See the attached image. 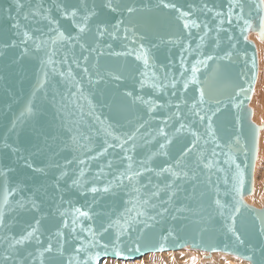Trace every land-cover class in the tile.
Here are the masks:
<instances>
[{"label":"snow or ice","instance_id":"6c2138e0","mask_svg":"<svg viewBox=\"0 0 264 264\" xmlns=\"http://www.w3.org/2000/svg\"><path fill=\"white\" fill-rule=\"evenodd\" d=\"M122 0H104L103 7L111 12H117ZM151 4V0H149ZM247 4L248 12L245 13ZM13 5L17 14L24 8L22 0H13ZM84 12L80 9H69L67 6L61 10L65 18L72 17L73 23L78 30L77 35H67L58 27L53 29L35 28L29 31L23 28L15 17L11 14V8L6 9L8 18L14 22L11 28L18 39L4 43L0 42V49H14L19 47L20 53L17 62L23 60L30 54L35 56L40 54V76L37 86L31 93V99L26 106V112L30 117L37 119V126L34 129V136L40 143L37 145V152L40 154L51 153L50 163L45 167H34L27 158L24 159L26 167L36 173L47 175V169L58 170L55 177V183L52 185L59 191L62 183H67L69 178L71 182L67 184L66 190H76L81 196L91 195L92 201L88 205L89 210H83L80 207L75 208L79 217L93 220V216H103L96 227L89 225L87 231L91 235L90 248L81 246L74 247L73 251L84 260V255L91 251H96L87 256L84 264H97L103 255H107L109 247L113 249L115 257L125 258L124 250H116L125 237L132 239L133 233H139L142 237L156 224L166 219L177 221L179 219H188L194 217L197 225H207L219 218V231H222L227 240L235 248L246 245L244 232L247 230V224L241 226L242 217L245 211L249 213L246 220H251L257 224L256 235L260 238V250L264 251V213H254L253 209H245V206L237 198L241 194V185L244 181L245 173L248 172L250 181L251 163H248L244 169L241 168V161L237 163L231 157L229 160V176L225 179V196H231V200L222 202L220 198L219 185L213 186L212 174L223 172L219 167V155H223L225 146L231 147L233 144L237 147L246 149V160L251 161L254 158V150L248 148V144L241 145V137L244 135L245 105L247 96L251 92V84L255 81V54L247 55V51L242 50L239 45L245 32L253 25L264 30V0H230L228 24L236 21V27L239 34L232 33L227 36V43L217 37L214 40V49L210 54L200 52L202 58L196 59L189 68L184 57L188 52L190 45H184L181 50V59L179 72L173 73L171 68L161 65L162 75L152 73L153 81L149 84L145 77L146 72H140L133 77L135 84L132 90L124 88L119 95L130 101V107L136 106L142 108L143 112L135 117L137 123L132 130L125 131V125H132L133 120L124 116L125 108L122 103H117L113 96L107 100L104 99V92L101 91L102 99L98 102L100 108H109L117 116L124 119L115 121L111 117L107 118L109 123L105 127L102 113L96 114L97 104H94L93 98L96 93L89 92L86 95L85 82L89 89H95L101 84L112 82L119 89L121 84L126 83V78L118 72L117 69L109 68L103 71L99 68V57L105 53L99 48V42L108 37L111 41L122 39L128 41L124 45L123 51H114L112 43H105L104 47L108 49L109 57H134L136 61L143 59L144 67L149 66V60L146 55L145 45L142 42L145 36L139 35L135 26H130L123 19L115 24L97 23L95 26V37L97 46H89L81 41V35L86 31H92L88 27L91 19L98 15L95 7L87 8L86 0H81ZM148 5H145L147 7ZM157 8L175 10L180 12L181 16L188 17L189 11H182L175 3L168 0H157ZM205 10L211 12L205 4ZM129 16L138 11L134 7L124 9ZM43 6L40 5L34 9L30 15L37 24L51 25L53 21L47 16L42 15ZM255 12V16L252 13ZM217 16L222 15L216 13ZM76 18L82 19L83 23H76ZM23 19L28 20L29 14H25ZM223 23V21H221ZM201 27L195 20L185 22L184 29ZM206 29L204 36L200 37L201 42L211 29L207 24L203 25ZM111 29V30H110ZM39 33V35H34ZM52 33H55L53 38ZM122 33V35H120ZM131 33V36L129 35ZM191 35V32L188 33ZM129 47V45H137ZM49 41L52 45L61 43L60 48H49ZM77 46L79 54H77ZM153 47H156L153 44ZM200 44L196 50H199ZM195 51V50H194ZM4 51H0V57H3ZM59 56V59L55 57ZM93 60L91 68L89 61ZM240 61L244 68L238 74L248 87L243 84H236L230 66ZM73 66L81 70V75H74ZM204 69L205 71H202ZM215 80L218 84L231 87V93L226 98L209 97L206 92V82L209 79ZM55 80V83L52 81ZM49 87L51 88V97L49 99ZM63 87V91H61ZM151 94L145 98V90ZM189 90L193 93L190 100L187 96ZM42 93L43 98L48 101L54 109L52 122H40L44 115L43 108L35 107V97ZM158 97H166L160 100ZM87 109V111H86ZM158 110L164 113L162 123L157 124L156 133L150 130V124L146 116H151L156 120ZM224 111H230L233 114L232 127L229 130L230 143L225 145L220 143L218 130L216 127V118ZM25 113H21L24 115ZM169 121L178 124L174 127V133L190 134V142L182 148L179 154L172 158L169 152L173 144L174 136H170L165 130L170 127ZM15 124H13V128ZM202 129V131H201ZM140 136L141 142L137 143V136ZM98 142V143H97ZM13 152L18 150L11 145L5 144ZM144 152L143 156L137 157V150ZM219 149V151H217ZM195 150V153H194ZM76 153L71 159H64L60 163L55 158L62 152ZM252 152V155L249 153ZM111 154V158H108ZM194 156V159L192 158ZM83 157V158H81ZM104 159V163L98 167L93 180L82 183L85 177L84 167L88 161H97ZM160 158H167L162 166H157L155 161ZM239 159V157H237ZM118 161V163H116ZM76 164L75 169L69 170L70 166ZM90 169V165H89ZM6 173L0 171V176ZM231 185L230 189L227 185ZM15 191V189H13ZM20 193L27 191V187L19 189ZM39 189H36L31 196L21 195L16 201L20 211H40V203L35 196ZM124 192L127 197L123 202L121 211H110L108 213H92L91 208L99 202L97 197L102 199L106 195L116 196ZM46 194V193H45ZM63 202V196L60 197ZM7 201V197H5ZM16 208L11 211H16ZM58 213L62 218V225L53 235L48 237V243L43 247L40 255H51L56 259V264H64V249L69 243V230L73 240L80 241L76 233V220H72L69 229V222L63 219L65 213L59 211V207L54 209V214ZM8 212L4 207H0V264H35V255L33 251H27V246L32 244L36 246V251L44 245L39 231L40 219H36L34 225H29L27 229L19 235L10 232L11 225L5 222V216ZM208 231L207 227H201L197 234L201 240L200 244L192 239L193 247L206 246L208 250H217L218 245L215 241L205 244L204 233ZM112 233L111 241H103V237ZM177 234L175 228L161 229L160 238L171 239ZM99 237V239H98ZM87 239V237H85ZM55 240V243H54ZM185 240L184 243H188ZM180 238L177 234L176 244H180ZM129 252H139L140 248L136 242L127 249ZM224 250H228L225 248ZM24 253V254H22ZM245 258L251 260V256ZM43 264V261H41ZM67 264H72L69 259Z\"/></svg>","mask_w":264,"mask_h":264},{"label":"water","instance_id":"95a60500","mask_svg":"<svg viewBox=\"0 0 264 264\" xmlns=\"http://www.w3.org/2000/svg\"><path fill=\"white\" fill-rule=\"evenodd\" d=\"M104 0H86L87 8L92 9L95 7L98 15L91 19L88 27L92 28V31H86L81 35V41L89 46H97L96 37L94 34L95 26L97 23H107L109 25L115 24L118 20L123 19L126 24L130 26H135L136 31L139 35L146 37L142 42L145 45L146 55L149 60V66L144 67L143 59L136 61L134 57H109L107 55L108 49L104 47L105 43H112L114 51H123L124 45L128 44V41L117 39L116 41H111L108 37H105L103 41L99 42V48L104 51V55L99 57V68L101 71L109 68L117 69L120 74L126 78V83L121 84L120 88L117 89L115 84L109 82L108 84H101L95 89H89L87 83L85 82L86 95L89 92H95L96 95L93 98L94 104H97L96 114L100 115L102 113V119H104L105 127L109 123L107 118L111 117L113 121L120 119L121 123H124V119L121 116L110 110L109 108H100L98 102L102 99L100 93L104 92V99L107 100L113 96L116 97L117 103H122L125 112L124 116L133 120L132 125H125V131L132 130L133 126L137 123L135 119L140 113L143 112L142 108L136 106H129L130 101L127 98H123L119 95L120 91L124 88L132 90L135 81L134 76H137L140 72H146V81L151 84L153 81L152 73L156 72L157 75H162L161 65L166 68H171L173 73L179 72V65L181 59V50L184 45H190L188 52L184 53L185 61L188 67L195 62L196 59L202 58L200 52L205 54H210L214 49V40L219 37L221 41L226 45L227 36L232 33L239 34V29L236 27V21L233 18V23L228 24L229 18V3L230 0H168V2L175 3L179 9L182 11H189L191 15L188 17L181 16L180 12L175 10H167L163 8H157L155 5L157 0H122L120 7L117 12H111L104 8ZM119 2V0H118ZM24 8L17 14V11L13 5V0H0V42L7 43L12 39H18L15 36L14 31L11 28L13 20L8 18V13L6 9L11 8V14L17 20H19L22 29L27 28L32 31L35 28H45L52 27L53 29L59 28L64 31L67 35H77L78 30L74 26L73 18H65L63 7L67 6L69 9L78 8L81 13L84 9L81 5V0H22ZM211 8L212 11L208 12L203 8L204 5ZM40 5L43 6L42 15L47 16L53 21L51 25L44 22L43 24H37L34 22V18L30 13L37 9ZM145 5H148L145 7ZM134 7L138 9L137 12L129 16L124 10L126 7ZM248 12L247 4L245 6V13ZM29 14V19H23L25 14ZM216 13H221L222 15L217 16ZM255 16V12L252 13ZM195 20L201 25L199 29L190 28L184 29L183 24L185 22H190ZM223 21V23H221ZM76 23H83L82 19L76 18ZM207 24L211 31L208 36L205 37L204 41L201 42L200 37L204 36L206 29L203 25ZM111 30V29H110ZM191 32L189 36L188 33ZM251 32H256L260 39H264V30L253 25L248 29L239 47L242 50L247 51L248 56L255 54V79L257 75V59L254 43L248 39V34ZM34 35H39V33H34ZM122 35V33L120 34ZM131 36V33H129ZM53 38H55V33H52ZM141 41L138 40L137 45H129V47H137ZM153 44L156 47H153ZM200 44L199 50H196L197 45ZM49 48L55 47L60 48L61 43L52 45L49 41ZM195 50V51H194ZM4 51L3 57H0V171L6 173L5 176H0V207H4L8 215L5 216V222L11 225L10 232L19 235L29 225H34L36 219H40L39 231L41 238L44 240V245L39 247L36 251L35 245H28L27 251H33L35 255V264H56V259L51 255H40L43 252V247L48 243V237L53 235L62 225V218L59 217L58 213L54 214V209L59 207V211L65 213L63 219H67L69 222V229L73 227L72 220H76L74 227L76 228V233L80 237V241L72 239L69 230H65L68 233L69 243L65 245L64 249V264H67L69 259L72 260V264H84V260H87V256L94 253L96 249L92 248L90 252L84 255V260H80L79 256L73 251L74 247L81 246V242L85 248H90L91 235L87 231L89 225L93 227L98 226L99 220L103 219V216L97 217L93 216V220H87L86 218L79 217L75 212V208L80 207L83 210H89L88 205L92 201L91 195L81 196L76 190H66L67 184L71 182V178L67 183H62L59 191H57L52 185L55 183V177L58 175V170L47 169V175H42L40 173L34 172L32 169L26 167L24 159L20 157L27 158L29 162L33 164L34 167H45L46 164L50 163L51 153L40 154L37 152V145L40 143L35 139L34 129L37 126V119L35 117H30L26 112V106L28 101L31 99V93L33 89L37 86L38 77L40 76V63L39 56L29 55L23 60L17 62V57L20 53V48L14 49H0ZM77 54H79V48L77 46ZM57 56L55 59H59ZM93 60L89 61V67L93 64ZM244 65L242 62L237 61V63L230 66V70L233 74V78L236 84H243L244 87H248L243 79L238 75L241 73ZM74 75H81V70L76 69L73 66ZM202 71H205L202 69ZM55 83V80L52 81ZM255 81L251 84V92L247 96V103L245 105V120H244V135L241 137V145L245 143L248 144L249 149L254 150V158L251 161L246 160L245 151L246 149L242 147H237L234 144L231 147L225 146L223 149L224 154L219 155L217 159L220 161L219 167L223 168V172H215L213 170L212 174V184L213 186L219 185L220 198L222 202L225 200H231V196H225L226 185L225 179L229 176V160H236L237 163L243 161L241 168L244 169L248 163H251L250 168V181L248 179L249 173L246 172L244 176V181L241 187V194L237 197L241 203L245 206V209H253L254 213H264V205L260 208L249 205L245 202V197L253 191L252 184V173L253 164L256 158V144H257V131L260 129L251 120V110L248 107V102L253 90ZM63 91V87L60 89ZM206 92L209 97H219L226 98L231 93V87L227 85L218 84L215 80L209 79L206 82ZM151 93L146 89L145 98ZM193 93L189 90L187 96L190 100ZM51 97V88L49 87V99ZM160 100L167 99L166 97H158ZM35 107L37 109L43 108L44 115L40 118V122H52L54 109L48 103L47 100L43 98L42 93L37 94L35 97ZM87 111V109H86ZM25 113L21 115V113ZM164 113L158 110L156 114V120L154 121L151 116H146L145 119L149 121L150 130L153 135L156 133V128L158 123H162ZM233 114L230 111H224L216 118V127L218 130V137L220 138L221 144H229L230 129L232 127ZM13 124L15 127L13 128ZM170 127L165 130L170 136H174L173 144L169 148V152L172 158H175L184 146H186L190 140V134H181L177 136L173 129L178 126V124H173L169 121ZM264 126V125H262ZM202 131V129H201ZM141 142V138L137 136V143ZM98 143V142H97ZM5 144L11 145L12 148L17 149V152H13L10 148L5 147ZM219 151V149L217 150ZM195 153V150H194ZM73 155H80L79 152L70 153L62 152L60 156L55 159L60 163L64 162V159H71ZM144 152L140 149L137 150L136 156H143ZM252 155V152L249 153ZM239 157V159H237ZM83 158V157H81ZM108 158H111V154ZM194 159V156L192 157ZM167 161V158H160L155 161L157 166H162ZM104 159L97 161H88V165L81 166L85 169V177L82 178V183L88 180H93L94 174L96 173L99 166L104 163ZM118 163V161H116ZM90 165V169H89ZM77 165L74 163L70 166L69 170L75 169ZM27 187V191L20 193L19 189ZM231 185H227L230 189ZM15 189V191H13ZM39 189L36 193V200L40 203V211H20L16 204V201L21 195L31 196L32 193ZM46 193V194H45ZM63 196V202H61L60 197ZM7 197V201H5ZM99 200L92 208V213H108L110 211H121L123 209V202L127 199L124 192L118 193L116 196L106 195L102 199L97 197ZM16 208V211H11V209ZM249 213L245 211L244 217L241 220V226L244 223L247 224V230L244 232V238L246 240V245L243 247L235 248L234 245L230 243L229 240L225 238L222 231H219V218L216 221L211 222L207 225H197L194 222V217H189L188 219H179L177 221H172L171 219H166L163 222L156 224L154 228L149 229L142 237L139 233H133L132 239L129 240L127 237L116 246V250H124L125 258L115 257L113 254V249L109 247L107 250L108 254L103 255L102 259L97 262L99 264L105 258H114L118 260H131L137 259L149 253H160L164 251H177L183 248H189L193 250L205 251L208 253L220 252L238 257L248 264H264V251L260 250V238L256 235L257 224H253L251 220H246ZM264 219V216L261 217ZM201 227H207L208 231L204 233L205 244L215 241L218 245L217 250H208L206 246L203 247H193L192 239L195 237V242L197 244L201 243L199 236L197 235ZM175 228L177 234L180 238L181 243L176 244L177 234H174L171 239L160 238L159 234L161 229ZM87 237V239H85ZM113 238L112 233H109L103 237V241H111ZM99 239V237H98ZM188 240V243H184ZM133 242L139 245V252H129L127 249L133 246ZM55 243V240H54ZM228 248V250H224ZM24 254V253H22ZM246 256H251L252 259L249 260L245 258Z\"/></svg>","mask_w":264,"mask_h":264},{"label":"bare ground","instance_id":"6f19581e","mask_svg":"<svg viewBox=\"0 0 264 264\" xmlns=\"http://www.w3.org/2000/svg\"><path fill=\"white\" fill-rule=\"evenodd\" d=\"M248 36L254 43L257 59V75L248 107L252 122L260 129L257 131L256 158L252 170L253 191L244 200L247 204L260 208L264 205V39H260L256 32H251ZM230 263L234 264L232 260Z\"/></svg>","mask_w":264,"mask_h":264},{"label":"rangeland","instance_id":"374dc122","mask_svg":"<svg viewBox=\"0 0 264 264\" xmlns=\"http://www.w3.org/2000/svg\"><path fill=\"white\" fill-rule=\"evenodd\" d=\"M253 206L255 205L253 204ZM145 260L150 261V264H231V260L234 264H248V262L233 255L218 252L208 253L205 251L189 249L187 247L177 251L149 253L131 260L106 258L99 264H143Z\"/></svg>","mask_w":264,"mask_h":264},{"label":"clouds","instance_id":"9594fccd","mask_svg":"<svg viewBox=\"0 0 264 264\" xmlns=\"http://www.w3.org/2000/svg\"><path fill=\"white\" fill-rule=\"evenodd\" d=\"M143 264H150V261L145 260V261L143 262Z\"/></svg>","mask_w":264,"mask_h":264}]
</instances>
